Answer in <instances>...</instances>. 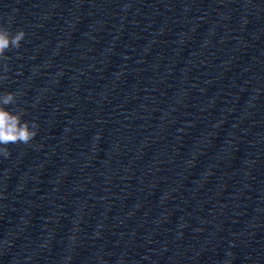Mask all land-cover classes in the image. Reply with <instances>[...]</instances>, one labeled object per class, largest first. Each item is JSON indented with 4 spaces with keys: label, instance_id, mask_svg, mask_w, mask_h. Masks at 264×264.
Segmentation results:
<instances>
[{
    "label": "clouds",
    "instance_id": "1",
    "mask_svg": "<svg viewBox=\"0 0 264 264\" xmlns=\"http://www.w3.org/2000/svg\"><path fill=\"white\" fill-rule=\"evenodd\" d=\"M25 37L23 29L11 32L0 25V71L8 72L10 57L6 53L11 49H19ZM7 78V75H0V81ZM20 95L19 92L0 93V157L3 158L10 156L9 144L28 145L37 135L39 125L35 121L22 119L25 114L23 109L13 112L7 108L8 105L16 104Z\"/></svg>",
    "mask_w": 264,
    "mask_h": 264
}]
</instances>
